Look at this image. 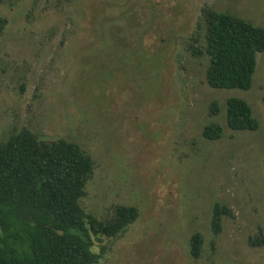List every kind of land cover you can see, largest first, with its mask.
<instances>
[{"label": "rangeland", "instance_id": "374dc122", "mask_svg": "<svg viewBox=\"0 0 264 264\" xmlns=\"http://www.w3.org/2000/svg\"><path fill=\"white\" fill-rule=\"evenodd\" d=\"M206 7L264 27V0H0V140L27 128L79 144L95 162L84 211L107 220L116 205L139 210L103 240L98 264H264V246L251 245L264 235V51L249 90L209 87L208 58L190 50L204 44ZM231 97L259 129L227 127ZM210 122L221 139L203 137ZM215 203L233 213L219 234Z\"/></svg>", "mask_w": 264, "mask_h": 264}, {"label": "trees", "instance_id": "16d2710c", "mask_svg": "<svg viewBox=\"0 0 264 264\" xmlns=\"http://www.w3.org/2000/svg\"><path fill=\"white\" fill-rule=\"evenodd\" d=\"M202 13L204 44L190 45V50L193 56L209 60L207 85L249 90L257 55L264 51V27L209 7ZM7 24L0 11V38ZM220 111L218 102L212 101L209 116L215 117ZM226 124L233 131H256L260 126L251 106L238 97L226 101ZM224 132L221 124L210 122L202 135L216 141ZM94 170L93 158L70 140L44 141L27 128L16 129L1 139L0 264H98L105 254L103 240L122 236L137 220L139 210L116 205L107 220L86 213L80 201L86 196ZM224 216L233 213L215 203L211 219L215 234L220 233ZM203 243L201 233L191 236L194 258L201 255ZM251 245L264 246V235L260 233Z\"/></svg>", "mask_w": 264, "mask_h": 264}]
</instances>
